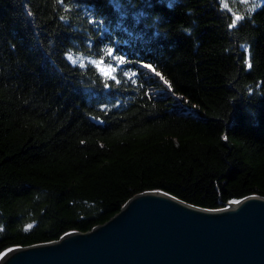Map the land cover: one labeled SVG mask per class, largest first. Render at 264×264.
<instances>
[{"label":"trees","instance_id":"trees-1","mask_svg":"<svg viewBox=\"0 0 264 264\" xmlns=\"http://www.w3.org/2000/svg\"><path fill=\"white\" fill-rule=\"evenodd\" d=\"M262 1L0 0V258L148 190L264 196Z\"/></svg>","mask_w":264,"mask_h":264},{"label":"water","instance_id":"water-1","mask_svg":"<svg viewBox=\"0 0 264 264\" xmlns=\"http://www.w3.org/2000/svg\"><path fill=\"white\" fill-rule=\"evenodd\" d=\"M238 201L208 209L148 190L104 224L12 248L0 264H264V196Z\"/></svg>","mask_w":264,"mask_h":264},{"label":"rangeland","instance_id":"rangeland-1","mask_svg":"<svg viewBox=\"0 0 264 264\" xmlns=\"http://www.w3.org/2000/svg\"><path fill=\"white\" fill-rule=\"evenodd\" d=\"M236 1V0H235ZM241 3L245 4L249 9L250 8H254L256 7L257 5H261L263 3L262 0H239ZM222 3L224 5V7L228 8L231 12H233V7L231 6L230 4V0H222ZM235 14V13H234ZM237 17H239L238 14H235V18L237 19ZM70 59L72 61H76V62H87L90 61L92 63H94L96 66H98V68L101 70L103 69L104 71H102L105 75H108V76H113V73H114V67L113 66H108L106 65L104 62L102 61H99L97 59H94V58H88V59H85V58H82V57H73L72 55L69 56Z\"/></svg>","mask_w":264,"mask_h":264},{"label":"snow or ice","instance_id":"snow-or-ice-1","mask_svg":"<svg viewBox=\"0 0 264 264\" xmlns=\"http://www.w3.org/2000/svg\"><path fill=\"white\" fill-rule=\"evenodd\" d=\"M237 19H240V17H237ZM233 24H235V21H233ZM145 67H151L150 65H144ZM102 71H104L103 69H101ZM152 71H155L154 69H152ZM105 74H107V73H105ZM156 75H160L158 72L157 73H155ZM161 79H163V77L161 76ZM165 83H167L166 81H165ZM233 203H239V201H234ZM32 226L31 225H28V228H31Z\"/></svg>","mask_w":264,"mask_h":264}]
</instances>
